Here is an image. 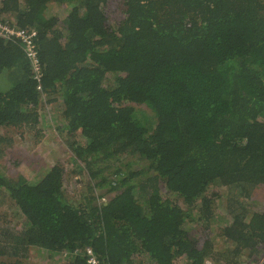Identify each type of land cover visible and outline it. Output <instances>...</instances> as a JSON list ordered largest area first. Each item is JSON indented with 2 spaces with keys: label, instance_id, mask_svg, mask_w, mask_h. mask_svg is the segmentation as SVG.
I'll list each match as a JSON object with an SVG mask.
<instances>
[{
  "label": "trees",
  "instance_id": "trees-1",
  "mask_svg": "<svg viewBox=\"0 0 264 264\" xmlns=\"http://www.w3.org/2000/svg\"><path fill=\"white\" fill-rule=\"evenodd\" d=\"M0 20L37 31L41 74L0 37V156L2 128L40 141L39 107L59 102L73 164L36 179L0 167V206L20 219L0 225V264H38L32 247L69 264L87 247L108 264H205L214 243L186 225L211 223L220 186L226 264L264 258V211L244 203L264 185V0H0Z\"/></svg>",
  "mask_w": 264,
  "mask_h": 264
},
{
  "label": "rangeland",
  "instance_id": "rangeland-1",
  "mask_svg": "<svg viewBox=\"0 0 264 264\" xmlns=\"http://www.w3.org/2000/svg\"><path fill=\"white\" fill-rule=\"evenodd\" d=\"M117 5H113L110 12L115 11ZM118 11V10H117ZM116 11V15H120ZM114 18V16H113ZM42 117V124L38 127L46 133L42 140L37 141L33 133L27 132L25 129H1V131L9 136H12L14 142L8 146L2 156H0V167L9 177H15L23 174L29 178H37L39 169H46L50 163L62 162L68 171L73 169L70 161V154L67 147L64 145L62 135L59 133V127L62 125L61 110L59 102L45 101L39 107ZM81 176L72 175L69 182V190L72 192L80 189L79 180ZM34 180V179H32ZM214 191H220L221 199L216 202L215 215L216 217L211 223L206 224L200 220H194L191 224H187L194 235L202 241L211 240L214 243L212 255L206 259L205 264H226L228 256H225L229 251L228 244L222 238V230L225 225L231 221L229 213V203L227 194L229 189L225 186L215 187ZM74 194V193H73ZM237 199H243L238 197ZM103 200H106L104 198ZM246 205H249L250 211H264V185L256 188L251 197L244 200ZM9 203H4L0 206V225L17 226L20 219L16 217L13 208L8 209ZM195 215V213H194ZM248 253L241 257L244 264H262L264 258L258 262L249 260ZM69 254L50 255L43 249L32 247L28 253V261L38 264H69ZM220 258V259H219ZM219 259V260H218Z\"/></svg>",
  "mask_w": 264,
  "mask_h": 264
},
{
  "label": "built area",
  "instance_id": "built-area-1",
  "mask_svg": "<svg viewBox=\"0 0 264 264\" xmlns=\"http://www.w3.org/2000/svg\"><path fill=\"white\" fill-rule=\"evenodd\" d=\"M0 37L12 40H18L22 44V47L31 61L34 67V71L39 77L40 59L38 45L36 43L37 31L29 30L26 28H20L16 25H10L8 22L0 20ZM87 263L88 264H108L100 260L94 253L91 247H87L86 250ZM132 264V263H122Z\"/></svg>",
  "mask_w": 264,
  "mask_h": 264
}]
</instances>
